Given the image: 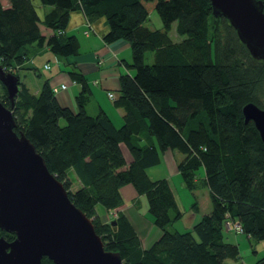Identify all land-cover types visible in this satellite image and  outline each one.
Segmentation results:
<instances>
[{
	"label": "trees",
	"instance_id": "16d2710c",
	"mask_svg": "<svg viewBox=\"0 0 264 264\" xmlns=\"http://www.w3.org/2000/svg\"><path fill=\"white\" fill-rule=\"evenodd\" d=\"M40 1L51 7L42 21L30 0H8L7 7L0 0V65L6 71L19 77L16 67L30 58L32 47L46 46L62 57L77 54V37L65 33L69 13L77 9L89 20L105 17V42L122 38L131 47L128 65L134 73H120L114 99L124 111L119 127L101 109L86 112L90 89L75 64L67 73L80 85L76 113L59 104L49 79L38 94L19 80L13 105L0 82V101L12 110L15 131L28 138L91 219L105 249L126 264H228L240 251L225 238L227 221L239 223L250 239L264 240V143L242 114L248 102L264 108V60L251 57L224 16L213 15L210 0ZM150 8L158 12L162 29L144 24ZM174 22L180 40L169 35ZM39 24L52 34L43 35ZM168 149L185 155L178 170L189 190H210L212 209L190 230L170 229L182 213L169 182L146 174ZM75 181L79 186L73 190ZM127 184L146 196L152 221L162 231L148 248H142L124 214L112 219L113 226L109 215L96 209L101 205L109 213L119 207L120 188ZM192 206L197 209V200ZM0 236L15 238L2 230ZM41 264L55 263L43 257Z\"/></svg>",
	"mask_w": 264,
	"mask_h": 264
},
{
	"label": "water",
	"instance_id": "95a60500",
	"mask_svg": "<svg viewBox=\"0 0 264 264\" xmlns=\"http://www.w3.org/2000/svg\"><path fill=\"white\" fill-rule=\"evenodd\" d=\"M215 17L224 16L256 60H264V5L261 0H210ZM0 82L14 104L19 77L0 65ZM264 143V108H242ZM12 110L0 101V264H126L106 250L90 218L69 198L44 159L22 132L15 131ZM115 226V220L110 222ZM259 264H264V260Z\"/></svg>",
	"mask_w": 264,
	"mask_h": 264
},
{
	"label": "crops",
	"instance_id": "0c3cea01",
	"mask_svg": "<svg viewBox=\"0 0 264 264\" xmlns=\"http://www.w3.org/2000/svg\"><path fill=\"white\" fill-rule=\"evenodd\" d=\"M1 2L4 7L9 6L8 0H1ZM30 2L42 21L45 15L50 12L51 7L43 5L40 0H30ZM39 29L45 36L52 34L51 29L42 24H39ZM108 29L106 19L103 16L89 20L81 10L71 11L65 33L77 37L78 53L62 57L53 54L46 46L41 48L32 47L30 58L17 65L16 72L19 75V80L28 87L30 92L38 94L43 81L49 79V84L59 104L76 113L75 96L80 89V85L67 73L69 66L75 64L84 75L90 89V100L86 104V112L94 115L101 109L116 127L121 126L124 111L122 108L115 106V98H110L108 92H112L117 97L119 94L120 73L131 75L134 73V70L128 65L131 62L132 53L130 44L125 39L120 38L110 43L105 42L104 35L108 32ZM36 60L37 62L42 60L41 67L47 74H44L36 65ZM45 65L49 67L46 68ZM32 67L37 69V73L31 69ZM62 85H65V87L63 88ZM121 147L126 162L129 163L131 160L129 151L124 144H121ZM184 157L185 155L180 151L168 149L161 154L158 164L146 169V174L151 180H168L177 206L182 213L181 217L170 226L171 230L177 231L190 230L193 227L184 224V217L188 213H190V224L194 222V225L202 215L209 213L212 209L209 188L200 186L193 191L189 190L181 178L178 164ZM75 182L78 187L79 182ZM120 193L122 204L115 208L116 213H122L128 218L140 238L142 248L150 247L159 239L162 231L152 221L146 196L138 193L131 184L122 186ZM189 194H192V200ZM195 200H197V209L192 206ZM189 202L191 204L188 206L187 203L189 204ZM97 207L98 205L96 209H98ZM103 215H109V213L104 209ZM224 233H227V235L233 233L234 238H237L236 232L225 231L224 229ZM247 238L250 239L248 236ZM234 243L238 245V241Z\"/></svg>",
	"mask_w": 264,
	"mask_h": 264
},
{
	"label": "rangeland",
	"instance_id": "374dc122",
	"mask_svg": "<svg viewBox=\"0 0 264 264\" xmlns=\"http://www.w3.org/2000/svg\"><path fill=\"white\" fill-rule=\"evenodd\" d=\"M144 24L151 29H162V25H163L161 18L159 17L158 12L154 8H150L148 18L144 22ZM175 25L176 24L174 22L172 24L171 30L169 31V35L174 40H180L181 37L176 33ZM151 57H152L151 52H147L146 58H145L146 62H151V59H152ZM41 61L42 60L37 62V60H36V62H37L36 65L41 69V71H43L44 74H47V72L45 70H43L41 67V65H42ZM16 69H17V67H16ZM76 187H77V184H76V182H74L72 184V189L74 190ZM189 195L191 196V200H192V197H193L192 194H189ZM190 204H191L190 202H189V204L187 203L188 206ZM97 208H98L97 212L102 216V214L104 213V208L101 205H98ZM110 213H111V215H110ZM116 216H117L116 209H113L109 212V220L114 219ZM189 216H190V213H188V215H186L184 217V220H183L184 224L193 226L194 222L192 224H190ZM104 217H106V216H104ZM176 226L178 228H180L178 225H176ZM235 234H237L236 235L237 238H234L233 233H231L230 235H227V233H225L226 240L232 241V242L238 241V247H239V251H240V256L238 259H235V260L227 259L226 260V262L228 264H255L257 259L264 256V240L255 241L253 239H248L244 233H235Z\"/></svg>",
	"mask_w": 264,
	"mask_h": 264
},
{
	"label": "built area",
	"instance_id": "2783aa9c",
	"mask_svg": "<svg viewBox=\"0 0 264 264\" xmlns=\"http://www.w3.org/2000/svg\"><path fill=\"white\" fill-rule=\"evenodd\" d=\"M45 67L48 68L49 66L45 65ZM62 87L64 88L65 85H62ZM54 90H56V88H54ZM108 96L112 99L115 98V95L112 92H108ZM110 215H111V213H110ZM224 229H225V231H233L236 233H243L240 224L237 223L236 221H227L225 223Z\"/></svg>",
	"mask_w": 264,
	"mask_h": 264
}]
</instances>
